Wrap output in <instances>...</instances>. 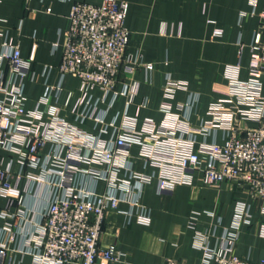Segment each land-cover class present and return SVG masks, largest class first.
<instances>
[{
  "label": "built area",
  "instance_id": "built-area-1",
  "mask_svg": "<svg viewBox=\"0 0 264 264\" xmlns=\"http://www.w3.org/2000/svg\"><path fill=\"white\" fill-rule=\"evenodd\" d=\"M127 13L125 0L72 4L59 70L62 76H76L80 84L78 94L68 92L61 105L53 102L62 86L52 84L32 108L27 106L25 79L33 58L24 57L13 39L1 41L0 31V197L6 198L0 205V220H5L0 224V264H8L11 244L25 232L22 250L33 254L34 264L119 263L116 246L100 244L104 221L111 210L131 215L141 207L142 188L155 178L159 190L169 192L192 184L200 173L210 186L237 183L264 202V11L259 12L260 27L251 43L257 53L249 76L240 77L239 65L229 69V87L211 102L208 119L198 126L190 122L197 92L181 104L182 115L173 110L170 100L187 90L188 82L168 75L167 100L161 107L165 119L159 124L147 118L142 127L138 116L127 111L107 118L118 98L125 97L127 107L134 102L140 90L138 73L155 67L129 51ZM222 33L218 28L212 36ZM146 105L143 100L139 107ZM89 120L98 133L84 128ZM133 145L159 168L158 175L133 167ZM84 176L104 180L107 189L88 187L80 182ZM30 197L47 204L37 211L29 205ZM33 212L40 217L33 230L25 231ZM249 216L250 205L242 202L235 226ZM138 220L148 223L149 216L143 213ZM236 235L226 248L202 241V264H264V258L255 262L233 253ZM160 264L189 263L166 258Z\"/></svg>",
  "mask_w": 264,
  "mask_h": 264
},
{
  "label": "crops",
  "instance_id": "crops-1",
  "mask_svg": "<svg viewBox=\"0 0 264 264\" xmlns=\"http://www.w3.org/2000/svg\"><path fill=\"white\" fill-rule=\"evenodd\" d=\"M76 1L102 2L0 0V31L4 33L1 41L6 37L13 39L19 43L24 57L33 58L25 79L30 108L52 84L62 86L55 104L61 105L70 91L78 94L79 78L71 74L62 76L59 70L70 25L69 13ZM125 1L128 2L125 23L130 30L129 51L145 62H153L155 67L138 73L140 90L134 102L127 107L126 98H118L107 118L127 111L138 116L139 127L147 118L161 124L165 119L161 107L167 100L164 84L171 75L188 82V89L179 90L170 100L173 110L182 115L181 104L188 100L190 92H197L199 100L188 114L193 126L202 124L209 118L211 102L229 87V69L239 65L240 77L249 76L251 59L257 53L251 43L260 27L259 12L264 11V0ZM218 28L223 30L222 35L213 37ZM100 94V90H95V95ZM143 100L147 105L139 107ZM95 125L93 120L83 124L88 131L98 133L99 127ZM131 152L135 169L160 173L158 167L140 156L138 145H133ZM80 182L98 192L107 189L102 179L84 176ZM140 198L142 206L135 207L131 215L111 210L104 221L100 244L116 246L120 252L117 264H160L166 258L202 264V241L206 240L211 248H226L236 233L235 255L255 262L264 258V202L237 183L210 186L197 173L192 184H180L173 191L161 192L155 178L143 186ZM242 202L250 205V216L237 228L236 213ZM5 203L6 198L0 197V205ZM46 204V199L29 198V205L37 211ZM124 207L128 209L129 205ZM38 213L29 215L33 221L25 231L34 229L40 217ZM143 213L148 214V223L138 220ZM4 221L0 220V224ZM25 233L11 244L12 257L8 264H34L33 254L22 250Z\"/></svg>",
  "mask_w": 264,
  "mask_h": 264
}]
</instances>
